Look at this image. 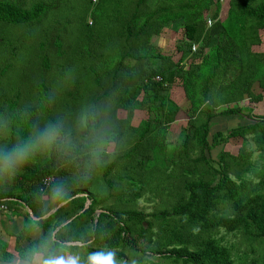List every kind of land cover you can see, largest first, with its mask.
I'll use <instances>...</instances> for the list:
<instances>
[{
    "label": "trees",
    "instance_id": "16d2710c",
    "mask_svg": "<svg viewBox=\"0 0 264 264\" xmlns=\"http://www.w3.org/2000/svg\"><path fill=\"white\" fill-rule=\"evenodd\" d=\"M22 1L20 5H28ZM219 2L115 0V23L108 27L109 33L104 29L110 41L103 38L100 44L103 70L94 71L98 90L91 98L118 90L122 107L146 112L147 117L137 126L132 124L135 117L131 120L129 148L105 177L108 195L101 196L94 187L76 190L64 212L71 222L58 238L72 237L94 223L96 232L84 239L74 237L68 258L107 249H119L120 255L129 247L150 246L169 264H264V158L260 157V164L254 162L255 149L264 152V116L255 115L251 106L263 100L252 87L264 80V55L251 49L261 43L264 0H230L225 21L219 18ZM213 7L214 15L207 16ZM45 8L35 3L23 9L0 0V21H38ZM179 22L180 57L175 61L152 40L170 23ZM177 80L188 101V120L163 168L154 151L161 143L162 148L182 108L170 97V86ZM246 98L251 105H240ZM13 105L10 99L1 103L0 110ZM217 117L251 122L212 133ZM250 136L255 149H249ZM238 137L243 142L234 155L225 147ZM217 147L221 151L215 159L211 153ZM69 174L70 170L52 165L28 169L14 190L0 195V210L25 211V227L33 219L28 209L35 211L30 189L54 175ZM148 192L155 198L167 196L162 209L151 214L137 207ZM218 211L223 212L220 218ZM219 228L241 231L245 247L241 257L235 258L225 238L217 237Z\"/></svg>",
    "mask_w": 264,
    "mask_h": 264
},
{
    "label": "clouds",
    "instance_id": "9594fccd",
    "mask_svg": "<svg viewBox=\"0 0 264 264\" xmlns=\"http://www.w3.org/2000/svg\"><path fill=\"white\" fill-rule=\"evenodd\" d=\"M76 70L65 66L57 86L39 87L33 101L0 110V195L16 187L32 167L55 166L70 174L30 189L34 213L27 225L13 229L0 241V264H159L160 254L150 246L92 252L69 259L67 249L76 236L87 238L96 232L95 223L72 237L58 233L71 218L65 210L76 190L94 187L101 196L109 192L107 173L129 148V127L136 110L121 106L118 90L97 98H84L61 106L64 95L75 83Z\"/></svg>",
    "mask_w": 264,
    "mask_h": 264
},
{
    "label": "rangeland",
    "instance_id": "374dc122",
    "mask_svg": "<svg viewBox=\"0 0 264 264\" xmlns=\"http://www.w3.org/2000/svg\"><path fill=\"white\" fill-rule=\"evenodd\" d=\"M7 1L17 4L23 9H31L35 3H41L46 7V10L41 19L34 22L16 24L0 21V106L1 103H9L10 99L16 105L33 101L39 87L49 89L57 86L60 71L68 65L75 68L76 78L71 90L64 95L61 106L75 105L81 99L91 98L98 90L93 81L96 77L94 71L103 70L100 54L102 55L104 51L100 44L104 43L103 38L110 41L107 39L104 29L106 28V32L109 33L108 27H113V23H115L113 13L115 0H24L28 2V5H20L19 0ZM219 3L220 12H222L226 4H224V0H220ZM214 11L213 7L206 15L213 16ZM181 31V22L170 23L162 34L154 36L152 41L165 53L173 54L175 61H178L180 54L177 45L180 42ZM170 97L182 108L176 121L167 130L162 148L159 147L161 143L154 151V157L163 168H166L167 153L169 152L171 155L188 120L185 113L188 101L178 80L170 86ZM248 103L249 99L246 98L240 105H251ZM255 103L251 105L252 107L256 106L254 108L255 115L264 116V102ZM146 117V112H136L132 124L137 126ZM247 122L236 121L231 117L216 118L213 120L212 133L226 132ZM249 139V149H255L256 144L253 142V136H250ZM160 141L164 142V138L161 137ZM242 142L243 139L240 137L232 138L226 144L225 150L237 155ZM220 151V147L215 148L211 156L217 159ZM261 156L264 158V152L256 148L254 162L262 163ZM258 182L259 178L254 177V183ZM151 194L150 192L146 193L137 205L147 214L162 209V199L167 197L155 198ZM230 214L231 210L227 216ZM222 216L223 212L218 211L217 218ZM215 232L217 237L223 236L225 244L232 247V254L235 258L243 255L245 247L242 243L241 231L228 233L226 229L219 228ZM159 264L169 263L160 256Z\"/></svg>",
    "mask_w": 264,
    "mask_h": 264
},
{
    "label": "crops",
    "instance_id": "0c3cea01",
    "mask_svg": "<svg viewBox=\"0 0 264 264\" xmlns=\"http://www.w3.org/2000/svg\"><path fill=\"white\" fill-rule=\"evenodd\" d=\"M229 1L230 0H224V4H226L224 10L220 12L219 18L221 21H225L228 17V11H229ZM261 43L255 44L252 46V53L258 54V55H264V29L261 30ZM263 79V78H261ZM256 82L254 86L252 87V91L256 96L263 97L262 102L264 101V88L261 86L264 85V80H261ZM258 104V103H257ZM253 108H256L254 106ZM221 118V117H217ZM25 211L19 210L16 212V208H14L12 211L10 209L3 210L1 208L0 210V241H6L8 235L11 234V231L13 229H20L24 227L25 219L24 214Z\"/></svg>",
    "mask_w": 264,
    "mask_h": 264
},
{
    "label": "water",
    "instance_id": "95a60500",
    "mask_svg": "<svg viewBox=\"0 0 264 264\" xmlns=\"http://www.w3.org/2000/svg\"><path fill=\"white\" fill-rule=\"evenodd\" d=\"M89 207V204L86 206V208H88ZM30 210L33 212V210L32 209H28V211L30 212ZM34 213V212H33ZM33 219H35V216L34 215H32L31 216Z\"/></svg>",
    "mask_w": 264,
    "mask_h": 264
},
{
    "label": "built area",
    "instance_id": "2783aa9c",
    "mask_svg": "<svg viewBox=\"0 0 264 264\" xmlns=\"http://www.w3.org/2000/svg\"><path fill=\"white\" fill-rule=\"evenodd\" d=\"M157 79H158V80H160V78H159V77H158ZM48 180H50V179H48Z\"/></svg>",
    "mask_w": 264,
    "mask_h": 264
}]
</instances>
